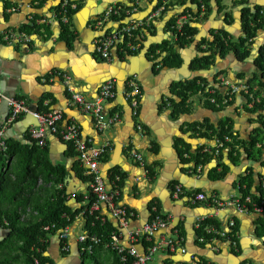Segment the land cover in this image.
<instances>
[{
	"label": "crops",
	"instance_id": "obj_1",
	"mask_svg": "<svg viewBox=\"0 0 264 264\" xmlns=\"http://www.w3.org/2000/svg\"><path fill=\"white\" fill-rule=\"evenodd\" d=\"M64 1H0V93L25 100L33 112H41L38 110L40 102L48 99L46 102L51 104L50 111L62 114L61 126L75 123L80 127L83 140H92L95 145L110 144V152L100 168L109 191L114 190L111 185L113 183L114 186L116 177L113 178L112 171L116 169L123 174H119L123 182L117 202L135 215L129 231L139 229L150 221L152 202H159L163 214L170 219L168 227L158 231L153 244L162 239H178L176 227L179 224L184 226L185 235L176 251L164 248L156 252L148 264H199L204 260L208 264H264V213L253 210L241 212L231 204L232 199L242 200L241 182L246 177H251L252 196L264 199V106L253 112L255 103H260V99L252 100L253 97L248 96L250 84L255 90H261L264 96V88L253 82V75L257 74L255 61L264 46V29L258 32L252 53L244 61L239 60L235 53L225 57L218 53L214 55V65L209 69L192 70L184 61V58L193 61L198 56L192 45L182 51L183 65L166 67L163 64L166 54L155 58L149 55L150 48L174 38L167 31V23L173 13L196 10L191 0H180L186 3H174L175 7L171 6L151 20L150 16L159 12L156 7L158 0H74L79 8L72 15L69 26L72 35L67 36L63 35V17L59 19L55 14L56 7ZM172 1L168 0V3ZM217 4H221L224 10L220 11ZM116 5L128 9L131 17L124 21L111 18L102 27L104 29L98 27V18H103L104 13ZM211 5L213 11L208 19L205 16L196 19L203 39L210 37L212 31L225 30L237 42L244 37V13L249 11L254 15L260 9L259 19L264 14V0H211ZM130 25L137 26L140 31L137 42L133 44L134 49L130 44H123L124 29ZM10 32L16 36L22 34L23 40L6 41L5 36ZM111 34H118V40L109 58L105 59L96 51L95 39ZM59 73L70 75V85L90 101L98 99L105 82L114 80L115 98L104 106L106 116L119 113V120L104 132H98L90 113L70 105L64 78ZM134 75L141 89L137 110L126 96L128 81ZM193 79L204 80L207 92L211 94L216 91L222 93L224 100L221 105L212 104L204 95L194 96L189 101L190 112L182 113L183 109L177 106L181 99L174 86ZM233 85L248 89L244 91L242 87L231 94ZM228 95L229 101L233 100L229 104L225 98ZM46 102L45 106L48 105ZM7 114V107L0 102V123ZM225 121H229L237 139L246 142H251L252 138L259 139L255 156H250L243 147L231 150L223 140L211 135L212 131L209 137L203 136L205 130L198 128L200 124L216 128ZM38 124L33 116H23L7 132V137L27 143L30 129ZM67 145L60 136L47 134L49 158L53 165L65 166L67 176L62 185L67 205L77 215L71 225L50 237L46 255L55 264H86L89 258L95 264H117V253L101 244L84 256L89 232L85 225L87 209L82 210L90 202L91 177L76 152L74 157L68 155ZM186 147L191 153L202 149V152H214L216 155L213 153L209 163L195 168L194 161L186 162L188 156L184 159L180 156V149ZM133 153L140 154L145 163L133 158ZM154 164L159 171L158 180L149 172ZM214 169H218L217 172ZM182 174L193 181L181 183ZM194 180H200V183ZM177 185L185 194L183 196L182 193L180 198L175 197ZM197 190H202L199 195L204 197L202 200H193ZM215 200L225 204L219 207ZM253 202L261 204L264 201ZM99 207L97 215L111 222L118 231L117 221L107 205L101 203ZM206 220L217 222L207 228L209 233H214L211 239L197 234ZM232 223L235 224L233 227ZM65 231H68V239L64 241L60 236ZM229 232L230 235L236 233V237L233 236L237 241L229 234L224 236ZM133 242L124 231V246L133 245L138 252H143L150 244L142 239ZM65 246H68L66 251Z\"/></svg>",
	"mask_w": 264,
	"mask_h": 264
},
{
	"label": "trees",
	"instance_id": "obj_2",
	"mask_svg": "<svg viewBox=\"0 0 264 264\" xmlns=\"http://www.w3.org/2000/svg\"><path fill=\"white\" fill-rule=\"evenodd\" d=\"M173 1L168 3V0H158L156 7L158 9L165 7L164 10H167L171 6L175 7L173 5L174 3L183 5L186 3V1L180 0H177V2ZM76 2L70 0V5L65 9L62 8L64 2H61L56 7V17L62 19L66 15L69 18L68 23L63 24V35H72L69 26L72 15L77 11L71 7V4H75ZM191 3L196 5V10L187 9L179 14L177 13L167 23V31L171 32L174 38H170L161 44H154L150 48L149 55L155 58L162 56V53L166 54L163 61L166 67H179L183 65L182 51L194 45L199 35V28L196 26V22L193 21L199 18V15L204 13V10L206 11L205 19H208L213 11L211 0H191ZM203 6L204 10L202 8ZM217 7L220 8V11L224 10L221 4H217ZM123 9L124 12L122 15L117 17L119 21H124L131 17V12L128 9ZM248 12H245L243 17L244 37L234 42L229 32L225 30L212 31L211 38H204L198 43L197 53L199 54L191 62L190 66L192 70L209 69L214 65V55L218 53L221 57L235 53L241 61H244L251 55L258 32L264 29V14L259 19L261 14L260 9L254 15ZM184 14L191 15L192 19L184 29L179 31L177 22ZM117 18L113 17L114 20H117ZM139 32L137 29H134L131 35H127L124 45H128L129 43L135 44ZM255 64L260 75H253V82L258 83L259 88H264V46L260 48ZM199 80L193 79L175 84L174 88L176 89L178 97L181 99L180 103H177V106L183 109L182 113L187 114L190 112L189 108L191 105L189 101L194 96L204 95L215 105H221L224 100L223 94L219 93V91H216L215 94H211L210 91L207 92L206 82L202 79ZM248 93L249 97H253L252 100L260 99V103H255L252 109L253 112H256L264 106V96L261 95L262 91L255 90L250 84ZM225 98L228 99V104L233 102L232 99L229 101V95L225 96ZM46 100L48 99L42 100L39 104L38 110L42 113L51 112V104L44 105ZM212 100H215L216 103H213ZM59 126L61 127L60 123ZM198 126L200 130H205L202 133L203 136L209 137L210 131H212L211 135L223 140L226 144L225 146L231 148V150H238L243 147L250 156L256 155L255 151L259 144V139L252 138L251 142L237 139L234 136L229 121L223 122L216 128L212 125L208 126V124H200ZM225 138H230L231 141H225ZM7 144L8 151L4 154L0 153V228L6 232V235L0 238V264H55L52 258L46 255L49 250V239L57 232L71 225L77 215V212L72 213L70 207L67 205V195L62 185L67 176L65 166L63 164L53 165L49 158L48 147H40L30 136L27 143H22L21 141L12 140L7 137ZM67 144L68 155L74 157L76 152L74 145L72 143ZM212 154L202 152V149H199L195 153H191L187 147L180 149V156L183 159L187 156L190 157L189 159L188 157L187 159L185 158L186 162L194 161L195 168L209 163L210 157L213 159ZM214 154L216 155V153ZM102 161H105V158ZM156 166L154 164V166L150 167L149 172L151 176H157L159 174ZM217 170L214 169L215 172ZM112 172L113 178L119 174L123 175L117 172L116 169ZM241 183L242 200L245 201L250 197L256 202L264 201L262 198L258 199L252 196L250 192L251 177L243 178ZM61 185L62 188H59ZM201 193L202 190H197L193 200ZM89 199L90 202L87 206L83 207L82 211L87 209V221L85 225L89 232V237L85 242V246L91 244L93 249L91 252L85 249V257L89 255V252L92 253L94 248L100 244L107 247L116 230L111 222L103 221L97 213L90 214V207L96 198L90 193ZM151 205L150 212L152 215L150 218H154L156 215L167 217V215L163 214L159 202H152ZM215 224L217 222L213 220L204 221L200 229L197 230V234L211 239L214 237V233H209L207 228L213 227ZM46 228L49 229L46 230ZM176 230L179 234L178 241H181L185 235L184 226L179 224ZM234 231L237 232V230ZM235 232H233V235L236 237ZM233 235H230V237L232 238ZM93 236L100 238V244L91 242L90 238ZM234 236L232 239L236 240ZM116 261L117 264H124L119 258ZM199 264L208 263L204 260V262L202 261Z\"/></svg>",
	"mask_w": 264,
	"mask_h": 264
},
{
	"label": "built area",
	"instance_id": "obj_3",
	"mask_svg": "<svg viewBox=\"0 0 264 264\" xmlns=\"http://www.w3.org/2000/svg\"><path fill=\"white\" fill-rule=\"evenodd\" d=\"M3 1V0H0ZM140 0H137L139 2ZM70 5V1H64L62 8L65 9ZM73 9L75 6L71 5ZM204 10V6L202 7ZM163 9L159 12L154 13L150 16V19L157 17L161 14ZM124 12L123 7L116 5L109 8L106 11V17L111 19L112 17H120ZM65 18V21L69 19ZM67 18V19H66ZM192 19L191 15H183L178 19L177 25L178 30L181 31L182 27L189 23ZM137 26L130 25L124 29V33L131 34V32L136 29ZM116 35H113L108 38H101L97 41L98 53L105 59L110 56V49L114 44ZM6 41L17 39L12 33H8L5 36ZM18 40V39H17ZM59 76L64 78L66 84V90L69 94V103L70 105L78 108H82L85 112L90 113L93 117L95 127L98 131L102 132L106 130L111 124H114L119 120V113H111L110 116L105 114L104 103L111 101L115 98L116 83L114 80L105 82L100 89L99 97L96 101H90L84 94L77 92L74 87L70 85L71 77L68 74L59 73ZM238 88H234V91H237ZM141 95V89L139 84L136 81V77H133L128 81L126 96L132 102V106L137 110L139 107V98ZM6 98L9 102V114L6 119L0 123V153H6L8 151L7 144V132L17 124L23 116L33 115L38 120V125L32 127L29 131L31 138L38 143L40 147L46 146L47 134L52 133L60 136L65 142L72 143L74 145L75 151L78 155L80 163L86 168L87 174L91 177L90 181V193L95 196V201L90 207V214L97 213L100 211L99 205L105 203L117 221L118 231L114 232L110 243L107 245L111 250H114L122 263L124 264H148L155 255L156 252L168 248L172 251H176L179 246V241L175 239H170L166 241L162 239L156 244H153L154 237L157 235L160 229L168 227L170 223L169 217H163L156 215L154 218H151L145 225L141 226L139 229L130 231L128 236L130 240L134 241L133 243L138 242L140 239L147 243H150L143 253L137 251L133 245L126 247L123 245L124 231L130 227V222L134 220V213L126 208L125 206H120L116 203V197L119 195L121 187L119 183L122 182L120 175L115 177L113 191H109L104 180V177L101 172L100 164L101 160L110 152V144L105 142L100 145H95L92 140H83L81 135L80 127L77 124H71L65 127L59 126V121L62 119L61 112L52 111L50 113H41L39 111L33 112L29 107L28 103L19 98H7L6 96L0 93V102ZM213 103H216L215 100H212ZM46 104H49L46 102ZM137 113V112H136ZM135 113V114H136ZM230 138H226V141H230ZM133 156L138 160L143 162L141 155L133 153ZM200 170V168H199ZM183 193L182 187L180 185L176 186L175 197L180 198ZM204 197L197 196L196 199L202 200ZM216 205L223 207L225 202L220 200H215ZM231 204L237 206V209L241 212L253 210L256 213H264V202L261 204L254 203L253 200L249 197L244 202L242 200L232 199ZM102 219V218H101ZM205 219V218H204ZM105 221L104 219H102ZM201 220V219H200ZM235 224L232 223L233 227ZM47 230L49 228H46ZM211 232V230H210ZM229 233H224V236L230 235ZM68 239V231H65L62 234V240ZM88 239V237H87ZM92 243L100 244L101 240L97 236L90 238ZM143 243V242H142ZM144 244V243H143ZM145 245V244H144ZM65 250H68V246H65ZM93 246L90 244L87 246V251H92ZM184 252V251H183Z\"/></svg>",
	"mask_w": 264,
	"mask_h": 264
},
{
	"label": "rangeland",
	"instance_id": "obj_4",
	"mask_svg": "<svg viewBox=\"0 0 264 264\" xmlns=\"http://www.w3.org/2000/svg\"><path fill=\"white\" fill-rule=\"evenodd\" d=\"M71 5H73V4H71ZM75 6V10L77 11L78 10V6L77 5H73V7ZM161 9H163L162 10V12L164 11V9H165V7H163V8H160L159 10H161ZM156 13V12H155ZM154 14V13H153ZM184 15H187V14H184ZM183 16V15H182ZM181 16V17H182ZM180 17V18H181ZM113 18V17H112ZM179 18V19H180ZM67 19V18H66ZM109 20V18H107L106 17V14L104 13V15H103V18L101 17V18H98V20L96 21V25L98 26V27H105L106 26V22ZM203 20V19H202ZM63 21H64V24H67L68 23V19L65 21V18H63ZM112 21H114V20H112ZM195 22H196V20H195ZM189 23H186L183 27H182V29H184L185 28V26L186 25H188ZM199 28V27H198ZM102 29H104V28H102ZM108 32V30H106L105 31V34ZM10 33H12L13 35H15L13 32H10ZM123 33V32H122ZM113 35H116V38H115V40H114V44H113V46L111 47V49L114 47V45H115V42H116V40H118V34H111V35H105V38H108V37H111V36H113ZM124 35H125V37L127 36V35H131V34H128V33H124ZM15 37L19 40L18 42H20L21 40H23V36H22V34L21 35H19V36H16L15 35ZM101 39V37H98V38H96L95 39V47H96V49H97V41L98 40H100ZM27 42V41H26ZM125 43V41L123 42V44ZM130 44V46H133V44L131 45V43H129ZM111 49H110V51H111ZM133 49H134V46H133ZM148 53V52H147ZM146 53V54H147ZM258 71V70H257ZM258 73V72H257ZM134 77H136V75H134ZM65 83V82H64ZM65 86H66V84H65ZM243 86H231V94H234V93H236L237 91H239V88H242ZM234 88H238V90L237 91H234ZM244 91H247V87H243L242 88ZM2 102V101H1ZM106 103H108V102H106ZM8 104H9V102H8ZM31 116H33V115H31ZM34 118H36L35 116H33ZM38 121V120H37ZM18 124V123H17ZM105 131V130H104ZM104 131H102V132H104ZM98 132H100V131H98ZM138 154V153H137ZM140 155V154H139ZM132 157L133 158H135L134 156H133V154H132ZM143 158V157H142ZM136 159V158H135ZM137 160V159H136ZM138 161V160H137ZM139 162H141V161H139ZM142 163H145V161H144V159H143V162ZM159 175V174H158ZM156 176L155 175V178L158 180V178H159V176ZM161 178V177H160ZM122 182H123V179H122ZM122 182H120L119 183V186L120 187H122L121 185H122ZM112 185H113V183H112ZM111 185V186H112ZM108 188V187H107ZM116 203L118 204V205H120L118 202H117V197H116ZM120 206H122V205H120ZM146 224V223H145ZM144 224V225H145ZM1 229V228H0ZM131 229V227H129L125 232L126 233H129L130 230ZM136 229V228H135ZM135 229H133V230H135ZM1 231H2V235L0 236V238L1 237H3L4 236V234L6 235V232H4L2 229H1ZM132 231V230H131ZM177 231V230H176ZM114 232H116V231H114ZM129 235V234H128ZM61 237V239H62V235L60 236ZM176 240H178V239H176ZM65 248V247H64ZM144 248V247H143ZM65 250V249H64ZM66 251V250H65ZM144 251H145V249H144ZM143 251V252H144ZM143 252H140V253H143ZM118 255V254H117ZM119 257V256H118ZM86 264H95V261H93L91 258H89V259H87L86 260Z\"/></svg>",
	"mask_w": 264,
	"mask_h": 264
},
{
	"label": "water",
	"instance_id": "obj_5",
	"mask_svg": "<svg viewBox=\"0 0 264 264\" xmlns=\"http://www.w3.org/2000/svg\"><path fill=\"white\" fill-rule=\"evenodd\" d=\"M218 9H217V13H216V16L218 15ZM177 13H179V12H177ZM181 13V12H180ZM174 15V13L172 14V16ZM171 16V17H172ZM210 36H211V33H210ZM203 39V36H201V34H199L198 36H197V38H196V43L194 44V46H193V48L196 50V52H197V46H198V43L201 41ZM149 50V49H148ZM148 50H147V52H148ZM184 61H185V63L186 64H188V65H191V62H192V60L191 61H187L185 58H184ZM191 67V66H190ZM258 72V71H257ZM261 77V76H260ZM15 96L16 95H14L13 96V98H15ZM7 98H11V97H7ZM2 102L4 103V105L7 107V112H8V114H9V104H8V100L6 99V98H4L3 100H2ZM36 111V110H35ZM7 114V115H8ZM6 119V118H5ZM185 181H193V179L192 178H190V177H188V176H186V175H184V174H182V179H180V182L181 183H183V182H185ZM199 182L200 183V180H194V182ZM196 187H198V186H196ZM2 235V231H1V229H0V236ZM4 236H5V234H4Z\"/></svg>",
	"mask_w": 264,
	"mask_h": 264
},
{
	"label": "flooded vegetation",
	"instance_id": "obj_6",
	"mask_svg": "<svg viewBox=\"0 0 264 264\" xmlns=\"http://www.w3.org/2000/svg\"><path fill=\"white\" fill-rule=\"evenodd\" d=\"M205 14H206V11L204 10V13H202L201 15H199L200 17H204L205 16ZM244 29V28H243ZM257 70H258V68H257ZM255 75V74H254ZM256 75H260L259 73L258 74H256Z\"/></svg>",
	"mask_w": 264,
	"mask_h": 264
}]
</instances>
